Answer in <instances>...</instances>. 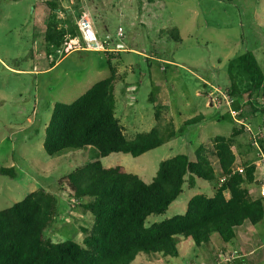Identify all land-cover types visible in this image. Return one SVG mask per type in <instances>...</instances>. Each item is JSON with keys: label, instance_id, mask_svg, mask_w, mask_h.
I'll list each match as a JSON object with an SVG mask.
<instances>
[{"label": "rangeland", "instance_id": "rangeland-1", "mask_svg": "<svg viewBox=\"0 0 264 264\" xmlns=\"http://www.w3.org/2000/svg\"><path fill=\"white\" fill-rule=\"evenodd\" d=\"M47 1L0 0V169L12 168L14 174H0V210L33 191L44 190L59 202L58 217L45 230L46 238L54 243L70 240L84 247L83 230L91 229L92 216L82 207L84 201L73 199L66 186L58 183L77 166L95 160L97 151L87 147L53 156L45 153L44 129L53 105L71 104L108 78L104 52L111 49V64L119 76L113 92L115 117L126 139L133 140L156 124L167 127L168 118L175 124V137L136 158L110 154L100 159L102 166H123L148 184L161 161L180 154L194 161L197 147L206 144L205 153L218 175L211 139L228 137L236 126L219 91L230 96L228 64L234 58L252 53L264 73V0H58L60 11H52ZM83 15L99 43H107L105 50L63 45L70 38L67 35L59 53L49 51L44 42L48 24L54 22L63 31L78 29ZM175 35L179 41L173 39ZM241 77L235 81L244 79ZM241 88L239 96L233 97L241 110L238 118L250 119L262 103L260 92L248 97ZM200 114L204 121L180 130L184 121ZM247 123L252 128L256 125ZM237 130L239 149L235 146L234 151L243 153L242 161L252 162L255 157L249 136L243 127ZM239 162L237 159L236 165ZM215 186V181L187 182L165 213L149 216L146 225L183 215L191 197L212 196ZM246 229L264 235V220L256 226L244 222L240 231ZM173 244L178 250L175 257L140 253L130 264H189L200 255L191 239L178 237ZM213 244L214 250L218 243ZM229 255L213 254L208 264H226Z\"/></svg>", "mask_w": 264, "mask_h": 264}, {"label": "trees", "instance_id": "trees-1", "mask_svg": "<svg viewBox=\"0 0 264 264\" xmlns=\"http://www.w3.org/2000/svg\"><path fill=\"white\" fill-rule=\"evenodd\" d=\"M46 5L52 11H60L58 0H49ZM78 34L76 26L63 31L50 22L44 42L53 53L67 35L74 38ZM173 39L179 41L177 35ZM104 53L110 76L95 83L71 104L55 103L42 143L49 156L87 147L97 151L95 160L77 166L58 183L66 186L73 199L84 201L82 207L92 216L91 229L83 230L84 247L70 240L54 243L46 238L45 230L58 217L59 202L54 195L37 190L0 210V264H130L137 254L156 252H161L163 258L175 257L178 250L173 243L178 237L191 239L199 247L216 235L225 244L236 237L235 230L244 222L256 226L264 220L262 200L252 198L247 189L255 182L254 165L248 160L236 165L232 148H238L236 136L240 132L235 128L228 137L211 139L218 175L205 153L206 144L197 147L194 161L183 154L161 161L148 184L123 166H102L100 159L110 154L136 158L175 137L173 121L168 118L167 127L156 124L149 132L126 139L115 117L113 92L119 76L111 64L113 54ZM228 75L231 98L239 96L238 89L242 87L248 97L260 92L264 103V73L252 53L230 60ZM237 76L244 79L236 82ZM232 107L239 109L237 100ZM259 111L264 115V108ZM204 119L201 114L190 118L180 130ZM259 141L264 152V140ZM237 167L243 168L242 173L236 171ZM0 174L14 177L12 168H1ZM194 179L217 182L212 196L195 195L183 215L146 225L149 216L165 213L187 182L194 185ZM220 179L224 180L222 184Z\"/></svg>", "mask_w": 264, "mask_h": 264}, {"label": "crops", "instance_id": "crops-1", "mask_svg": "<svg viewBox=\"0 0 264 264\" xmlns=\"http://www.w3.org/2000/svg\"><path fill=\"white\" fill-rule=\"evenodd\" d=\"M116 47L120 48V45H117ZM109 51H112V50L109 49ZM116 51H119V49H117ZM255 108H258V109L264 108V103H261L260 106H257ZM258 109H257L256 115H254L252 118L250 119L244 118V119H241L240 121L248 125H251V124L247 122L249 121L251 123L254 122V124H256L255 127L253 128L254 130L262 126L264 124V115H262ZM173 125L175 128L174 123ZM240 127L242 126L237 125V124L235 126L236 129L238 128L240 129ZM232 150L234 151L235 147H233ZM235 155H236V162H237V159H239V161H242L244 158L243 153L240 154L239 151H237ZM247 157H249V155H247ZM247 189L252 198L254 199L259 198V187L256 182L248 185ZM240 228L241 226L235 230L236 237L229 243L224 244L219 240V238L216 235L212 236L208 244H205V245L203 244L198 247L200 255L193 262L189 264H192V263L202 264L203 261H205L206 264H208L213 254L218 255L219 252L223 254L224 256H226V254H230L229 258L225 259L226 264H263L264 262L263 232L260 230H247V229L244 231H240ZM214 242H217L218 245H217V248L213 250L212 246L214 245L213 244ZM257 251H261L260 254L255 259H252L251 256ZM233 252H237L235 257L232 256ZM219 264H224V263L223 261H221Z\"/></svg>", "mask_w": 264, "mask_h": 264}, {"label": "built area", "instance_id": "built-area-1", "mask_svg": "<svg viewBox=\"0 0 264 264\" xmlns=\"http://www.w3.org/2000/svg\"><path fill=\"white\" fill-rule=\"evenodd\" d=\"M78 31L79 35L74 38H68L67 42H64L63 45H67L70 43L74 49H87L91 51L101 52L104 51V47L107 45L106 42H103L101 45L92 29L91 23L89 19L83 15L80 17L78 21ZM118 35H121V33ZM81 43V44H80ZM77 47V48H75ZM61 50L58 49L57 52L59 53ZM105 51H109L108 49ZM220 92V96L224 101L225 105L229 108V113L231 117L234 119L235 124L242 126L249 136V145L254 150V160L251 162L252 165L255 167V182L258 183L259 187V198L262 200L264 204V152L259 140H264V124L257 129H253L250 125L244 124L238 118L240 116L241 110L234 109L233 102L234 99L230 96H227L223 92ZM213 101V100H212ZM217 101V99H216ZM214 100V102L216 103ZM236 171L242 173L243 168L237 167ZM223 179L219 180V184L223 183ZM237 252H233L232 256L235 257Z\"/></svg>", "mask_w": 264, "mask_h": 264}]
</instances>
